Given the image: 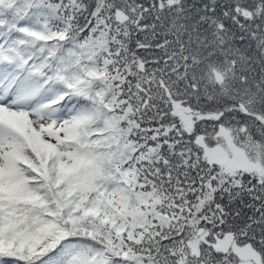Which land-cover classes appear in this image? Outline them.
I'll return each mask as SVG.
<instances>
[{
	"label": "snow or ice",
	"instance_id": "snow-or-ice-1",
	"mask_svg": "<svg viewBox=\"0 0 264 264\" xmlns=\"http://www.w3.org/2000/svg\"><path fill=\"white\" fill-rule=\"evenodd\" d=\"M0 264H264V0H0Z\"/></svg>",
	"mask_w": 264,
	"mask_h": 264
}]
</instances>
